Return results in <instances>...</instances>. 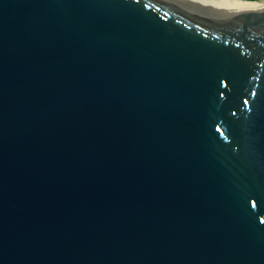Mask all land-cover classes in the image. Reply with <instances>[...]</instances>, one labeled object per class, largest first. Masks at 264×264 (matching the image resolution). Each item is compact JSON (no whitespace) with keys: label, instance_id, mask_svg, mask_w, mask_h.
Returning <instances> with one entry per match:
<instances>
[{"label":"water","instance_id":"water-1","mask_svg":"<svg viewBox=\"0 0 264 264\" xmlns=\"http://www.w3.org/2000/svg\"><path fill=\"white\" fill-rule=\"evenodd\" d=\"M0 264H264V5L0 0Z\"/></svg>","mask_w":264,"mask_h":264},{"label":"bare ground","instance_id":"bare-ground-1","mask_svg":"<svg viewBox=\"0 0 264 264\" xmlns=\"http://www.w3.org/2000/svg\"><path fill=\"white\" fill-rule=\"evenodd\" d=\"M210 1L236 7L239 9L257 8V7L264 5V0H257L253 2H248V1H243V0H210Z\"/></svg>","mask_w":264,"mask_h":264}]
</instances>
